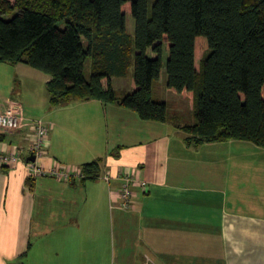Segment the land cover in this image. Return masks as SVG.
<instances>
[{
	"label": "crops",
	"instance_id": "0c3cea01",
	"mask_svg": "<svg viewBox=\"0 0 264 264\" xmlns=\"http://www.w3.org/2000/svg\"><path fill=\"white\" fill-rule=\"evenodd\" d=\"M4 65L0 72L31 76L23 80L31 91L43 84L32 109L8 91L0 112L16 100L26 118L50 125L44 166L103 163L98 179L70 182L32 179L22 162L0 164V264H264V152L252 147L264 148L238 140L195 147L180 115L144 121L97 99L53 108L48 74ZM32 141L28 128L2 133L0 151L29 159ZM202 149L209 150L203 159ZM126 177L135 194L130 210L118 206Z\"/></svg>",
	"mask_w": 264,
	"mask_h": 264
},
{
	"label": "trees",
	"instance_id": "16d2710c",
	"mask_svg": "<svg viewBox=\"0 0 264 264\" xmlns=\"http://www.w3.org/2000/svg\"><path fill=\"white\" fill-rule=\"evenodd\" d=\"M151 2L0 0V64L48 74L53 108L97 99L165 123L168 105L152 94L167 47L168 87L192 100L195 123L180 126L187 143L238 140L264 148V0H154L150 9ZM134 66L133 90L119 98L113 81ZM102 163L84 164L83 180L98 179Z\"/></svg>",
	"mask_w": 264,
	"mask_h": 264
},
{
	"label": "rangeland",
	"instance_id": "374dc122",
	"mask_svg": "<svg viewBox=\"0 0 264 264\" xmlns=\"http://www.w3.org/2000/svg\"><path fill=\"white\" fill-rule=\"evenodd\" d=\"M151 1L152 2L150 4V9H152L154 0H151ZM6 18L11 19L12 16H7ZM127 29L131 35L133 36L135 35L136 24H135V20L133 16L131 15V13L127 15ZM210 54H211V51L208 50L204 58L206 59ZM168 55H169V50L166 47L165 54H164V64L165 65H164L162 79L154 83L152 99L154 101L167 103L170 117H175V115H180V121L182 123H187V124L195 123V118L192 113V109L190 107V99H188V97L186 96L180 95L170 90L168 87L169 76H168L167 67H166ZM4 66H5L4 68H12L11 65H7V64ZM91 66H92V60L88 58V60L86 61L84 65V76L88 82L91 81V76H92ZM26 67H29V66L26 65ZM29 68L33 72H39L37 74H44V72L42 71L33 69L31 67ZM134 71H135V66L132 68L129 76L123 77L121 79H117V81H115L114 89L119 97H121L122 95L123 96L126 95V93L128 92L127 86L132 84ZM12 75L13 76L15 75L16 77L15 83L14 82L12 83V78L10 79ZM26 78L32 79L31 76H28L24 72L16 71L14 73H9L7 71H3V72L1 71L0 72V104L4 103L7 97L6 93L10 91L11 93H14V96H19L21 101L25 103L26 107L30 109L33 108L32 107L33 105H38V102H39L38 100H40V97L42 94L43 84L42 83L39 84L35 82L34 86L36 87V89L31 91V89H28L27 86L23 84V80H25ZM31 93H32V96H31ZM22 97H26L25 98L26 100H22ZM28 97L30 98V100ZM248 144H251L249 146H256V145H253V143H248ZM252 148L255 149L256 156L260 155L259 152H264V151H258L257 147H252ZM207 153H209V150L202 149V151L198 152V155L200 158L203 159L204 157H206L205 155ZM231 153L233 154L236 153V155L238 156H241L243 154H252L251 150H248V153H247L241 149H234V151H231Z\"/></svg>",
	"mask_w": 264,
	"mask_h": 264
},
{
	"label": "built area",
	"instance_id": "2783aa9c",
	"mask_svg": "<svg viewBox=\"0 0 264 264\" xmlns=\"http://www.w3.org/2000/svg\"><path fill=\"white\" fill-rule=\"evenodd\" d=\"M28 128L32 131L33 141L31 144L30 157L35 160L25 159L21 155L11 152L0 151V164L13 166L18 162L24 163L30 174V178L41 177L55 178L70 182L74 179H85V173L81 170L66 169L59 167L47 168L40 161L46 156L49 145L50 125L43 119H29L25 116L24 107L16 100H10L4 112H0V134L6 132H16ZM108 180V177L106 178ZM145 187V183H142ZM132 179L126 177L119 192V207L130 210L133 206L135 194L131 189ZM146 264H155L148 258Z\"/></svg>",
	"mask_w": 264,
	"mask_h": 264
},
{
	"label": "water",
	"instance_id": "95a60500",
	"mask_svg": "<svg viewBox=\"0 0 264 264\" xmlns=\"http://www.w3.org/2000/svg\"><path fill=\"white\" fill-rule=\"evenodd\" d=\"M29 159H30V160H35L33 157H30Z\"/></svg>",
	"mask_w": 264,
	"mask_h": 264
}]
</instances>
